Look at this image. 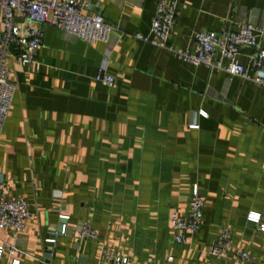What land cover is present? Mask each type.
Here are the masks:
<instances>
[{"label": "crops", "instance_id": "1", "mask_svg": "<svg viewBox=\"0 0 264 264\" xmlns=\"http://www.w3.org/2000/svg\"><path fill=\"white\" fill-rule=\"evenodd\" d=\"M88 1L119 37L107 61L112 85L93 78L104 42L71 40L50 24L33 63L8 60L16 90L0 137V174L25 197L30 216L15 238L0 228V242L15 241L18 264H107L102 247L133 264H264V231L248 219L251 211L264 218V87L136 39L149 33L157 0ZM176 1V47L193 45L196 31L264 19V0ZM196 184L204 220L177 243L170 217L187 213ZM59 214L68 215L69 230L46 242ZM83 222L98 234L77 249ZM224 226L232 247L212 255ZM12 258L3 250L0 264Z\"/></svg>", "mask_w": 264, "mask_h": 264}, {"label": "built area", "instance_id": "2", "mask_svg": "<svg viewBox=\"0 0 264 264\" xmlns=\"http://www.w3.org/2000/svg\"><path fill=\"white\" fill-rule=\"evenodd\" d=\"M0 8V137L16 90L14 70L8 65V60L13 57L22 65L33 63L37 50L43 45L44 24L59 28L71 40L79 39L86 43L104 42L107 50L93 78L106 85L114 83V76L107 71V61L119 37L114 34V25L103 17L96 4L88 0H0ZM176 15V0H157L149 33L137 32L135 38L167 49L182 61L205 65L211 71L239 76L264 87V19L248 20L242 17L237 21L235 29L196 31L193 35V45L185 48L176 47L170 41ZM199 113L205 114L203 110ZM190 126H199L195 118ZM204 206L205 199L196 184L193 186L187 213L179 215L174 212L170 217V227L177 243H187L188 234H193L201 228ZM29 216L25 197L13 195L0 174V228L10 229L15 238L25 230ZM59 219H63L60 230L47 237L46 242H54L57 233L67 234L68 215L59 214ZM248 219L259 223L264 231L261 212L251 211ZM97 234L95 227L83 222L74 233L75 247L79 249L84 239L96 238ZM232 243V230L224 226L209 253L223 256L232 247ZM3 250H7L13 257L12 264L19 263L15 255H22L23 251L15 245V241L0 242V256ZM240 254L242 258L250 261L254 259L246 251ZM99 256L107 264H133L129 256L107 247L100 249Z\"/></svg>", "mask_w": 264, "mask_h": 264}, {"label": "water", "instance_id": "3", "mask_svg": "<svg viewBox=\"0 0 264 264\" xmlns=\"http://www.w3.org/2000/svg\"><path fill=\"white\" fill-rule=\"evenodd\" d=\"M63 221V219H59V225H58V231L60 230L61 228V222Z\"/></svg>", "mask_w": 264, "mask_h": 264}]
</instances>
